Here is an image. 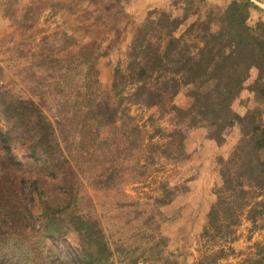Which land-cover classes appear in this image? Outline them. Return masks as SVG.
Returning a JSON list of instances; mask_svg holds the SVG:
<instances>
[{
    "label": "trees",
    "instance_id": "obj_1",
    "mask_svg": "<svg viewBox=\"0 0 264 264\" xmlns=\"http://www.w3.org/2000/svg\"><path fill=\"white\" fill-rule=\"evenodd\" d=\"M255 11L264 9L253 0H231L217 17L199 13L192 21L187 14L150 12L137 24L107 87L99 68V60L109 53L104 40L77 50L66 32L43 35L22 69L29 91L16 94L0 86V130L12 154L30 153L67 196L63 204L48 202L35 177L29 218L16 209L19 234L37 242L39 233H47L60 247L76 245L84 264H117L97 213L81 207L83 179L96 191L117 190L126 196L123 185L161 170L155 168L161 158L178 162L190 131L209 130L219 149L237 128L229 154L215 155L220 183L199 236L205 247L199 264H223L235 254L243 221L251 223V232L264 230V123L258 109L240 115L234 106L254 69L258 76L251 90L258 103L264 102V21L252 28ZM181 95L187 106L176 102ZM46 97L54 98L52 107L38 102ZM4 191L0 187V210L6 207ZM173 193L165 180L160 195L151 199L167 204ZM254 250L234 264H264V241L256 242ZM128 263L137 264L138 258L130 257ZM158 264L178 262L164 258Z\"/></svg>",
    "mask_w": 264,
    "mask_h": 264
},
{
    "label": "rangeland",
    "instance_id": "obj_2",
    "mask_svg": "<svg viewBox=\"0 0 264 264\" xmlns=\"http://www.w3.org/2000/svg\"><path fill=\"white\" fill-rule=\"evenodd\" d=\"M230 1L0 0V86L16 94L27 93L30 80L22 69L31 62L40 38L58 31L71 35L76 43L73 49L77 50L104 40L103 47L109 53L99 60V68L100 79L107 87L112 82L114 66L125 58L137 24L150 12L164 10L177 16L187 14L192 21L199 13L205 18L210 12L217 17ZM253 1L264 9V0ZM53 4L56 6L52 7ZM252 15L250 24L255 30L257 23L264 21V12L255 11ZM257 76L258 71L252 70L234 106L240 115L249 109H258L264 123V102L258 103L251 90ZM38 102L43 107H52L55 100L46 97ZM176 102L182 106L189 103L182 95ZM164 126L171 128L166 122ZM209 132L207 129L190 131L185 152L178 162L173 164L161 158L155 165L158 169L163 167L161 170L154 171L146 179L123 185L126 196L117 190L96 191L87 178L83 179L81 207L97 213L111 241L117 264H129L130 257H137V264H158L164 258L178 264L202 262L205 247L199 236L215 199L214 188L220 183L214 171L215 155L229 154L239 136V128L219 149L209 139ZM5 141L0 130L3 163L0 164V187L5 189L2 201L6 205L0 210L3 226L0 229V264H84L77 256L76 245L69 243L60 247L58 239L47 233H39L36 242L31 235H20L17 231L16 209L20 208L29 218L27 208L34 203L32 184L35 177L41 180L45 197L52 204H63L67 192L30 153L12 154ZM165 180L174 189L172 200L167 204L155 203L151 198L160 195L161 183ZM15 190L19 191L18 196ZM118 199L131 204L119 205ZM12 219L15 224H8ZM250 227V222L243 221L233 244L235 254L220 263H238L254 254V244L264 241V230L251 232ZM157 252L161 258H157Z\"/></svg>",
    "mask_w": 264,
    "mask_h": 264
}]
</instances>
